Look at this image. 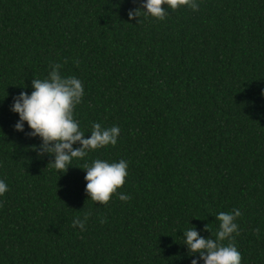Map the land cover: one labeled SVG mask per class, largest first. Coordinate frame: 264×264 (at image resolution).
Returning a JSON list of instances; mask_svg holds the SVG:
<instances>
[{
    "label": "trees",
    "instance_id": "1",
    "mask_svg": "<svg viewBox=\"0 0 264 264\" xmlns=\"http://www.w3.org/2000/svg\"><path fill=\"white\" fill-rule=\"evenodd\" d=\"M142 2L0 0V264H191L183 231L214 235L233 209L242 264H264V0L130 18ZM53 63L83 82L86 137L121 129L66 173L11 111ZM98 158L128 161L130 200L89 199L82 167Z\"/></svg>",
    "mask_w": 264,
    "mask_h": 264
},
{
    "label": "clouds",
    "instance_id": "2",
    "mask_svg": "<svg viewBox=\"0 0 264 264\" xmlns=\"http://www.w3.org/2000/svg\"><path fill=\"white\" fill-rule=\"evenodd\" d=\"M184 7L198 11L199 0H143L140 9L129 11V17H141L142 11L144 19L164 20L170 14L169 10L177 11ZM50 68L51 71L45 78L32 80L31 94L23 91L14 98L11 111L19 115L15 129L24 131L26 123L31 130L28 135L42 141L37 148L38 154L41 157L45 154L53 155L54 161L50 163L54 169L66 173L73 166L74 159L83 160L90 151L115 146L121 129L118 125L103 127L101 123H93L91 136L86 137L74 116L75 108L85 95L83 82L74 75H63L60 63H53ZM77 143L80 147H74ZM128 167V161L124 159L108 162L98 158L91 164L85 163L82 169L86 170L85 191L89 199L107 205L113 194H116L121 201L130 200V195L118 192L129 175ZM8 190L5 180L0 179V197ZM241 214L238 209L216 214L219 228L214 235L211 233L207 238L194 225L184 230L183 244L187 246L188 254L192 258L191 264H201V261L203 264H242V255L232 242L233 234H239L236 219ZM89 215L85 213L83 218L75 217L72 227L79 226L84 230ZM205 231H210L208 225ZM226 240L229 243L225 244Z\"/></svg>",
    "mask_w": 264,
    "mask_h": 264
}]
</instances>
